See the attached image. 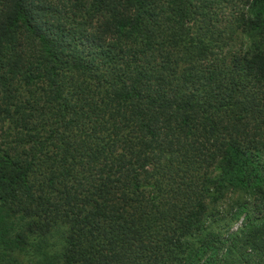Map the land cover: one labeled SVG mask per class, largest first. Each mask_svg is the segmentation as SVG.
Listing matches in <instances>:
<instances>
[{
  "label": "trees",
  "instance_id": "16d2710c",
  "mask_svg": "<svg viewBox=\"0 0 264 264\" xmlns=\"http://www.w3.org/2000/svg\"><path fill=\"white\" fill-rule=\"evenodd\" d=\"M0 264H264V0H0Z\"/></svg>",
  "mask_w": 264,
  "mask_h": 264
},
{
  "label": "rangeland",
  "instance_id": "374dc122",
  "mask_svg": "<svg viewBox=\"0 0 264 264\" xmlns=\"http://www.w3.org/2000/svg\"><path fill=\"white\" fill-rule=\"evenodd\" d=\"M229 193H231V194H229ZM229 193H227V194H226V197H224V199L222 200L223 204H222L221 207H220V214H223L224 211L226 210L227 204H229V203H228L229 199L232 198V197H235V196H236V192H229ZM214 217H215V216H213V218H211L210 221H213ZM216 217L221 218V219L223 220V218H222L221 216H218V215H217ZM239 225H240V222H239V221L233 223V224L231 225V230L236 229Z\"/></svg>",
  "mask_w": 264,
  "mask_h": 264
}]
</instances>
